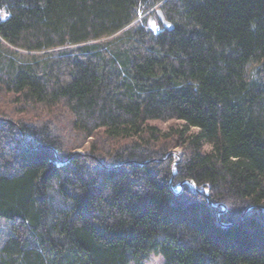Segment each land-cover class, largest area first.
<instances>
[{"label": "trees", "instance_id": "trees-1", "mask_svg": "<svg viewBox=\"0 0 264 264\" xmlns=\"http://www.w3.org/2000/svg\"><path fill=\"white\" fill-rule=\"evenodd\" d=\"M0 217V264H264V0H0Z\"/></svg>", "mask_w": 264, "mask_h": 264}, {"label": "rangeland", "instance_id": "rangeland-1", "mask_svg": "<svg viewBox=\"0 0 264 264\" xmlns=\"http://www.w3.org/2000/svg\"><path fill=\"white\" fill-rule=\"evenodd\" d=\"M150 22H151V25H153V23H154V17L153 16H151ZM152 123L159 125V127L163 131H166L169 129V127H170L171 123H173V121L172 122L171 121H163V122L162 121L161 122L160 121H152ZM88 145L89 144H86V146H84V147H79L77 150L78 151L86 150L85 148L88 147ZM181 150H182L181 147H177L174 149L175 159H176L175 162L180 160L179 152ZM10 225H11V220L0 217V241L5 237V235L7 233H9ZM0 244H1V242H0ZM163 262H164V258L161 254H153L150 257V259L146 262V264H163Z\"/></svg>", "mask_w": 264, "mask_h": 264}, {"label": "water", "instance_id": "water-1", "mask_svg": "<svg viewBox=\"0 0 264 264\" xmlns=\"http://www.w3.org/2000/svg\"><path fill=\"white\" fill-rule=\"evenodd\" d=\"M157 14H158V17H159V20L161 21V23L166 27V28H172L173 25L170 21H168L165 16H164V13L162 12V10L159 8L157 9ZM202 192V191H201ZM208 197V195H207ZM252 206L248 207L247 210H249Z\"/></svg>", "mask_w": 264, "mask_h": 264}]
</instances>
